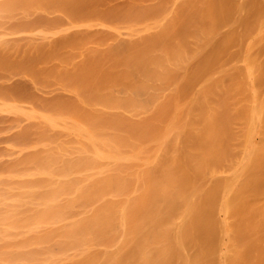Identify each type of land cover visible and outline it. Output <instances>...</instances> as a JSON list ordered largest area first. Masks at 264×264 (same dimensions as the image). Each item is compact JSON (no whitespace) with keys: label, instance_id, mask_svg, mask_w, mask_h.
Here are the masks:
<instances>
[{"label":"bare ground","instance_id":"obj_1","mask_svg":"<svg viewBox=\"0 0 264 264\" xmlns=\"http://www.w3.org/2000/svg\"><path fill=\"white\" fill-rule=\"evenodd\" d=\"M49 1L0 0V54L107 32L111 40L83 43L85 36L67 48L73 59L57 61L55 71L59 78L65 74L62 79L67 73L76 77L81 69L93 71L94 63H87L102 57L110 63H103L107 73L120 78L102 81L94 70L97 78L59 81L56 93L70 101L51 110H30L9 95L0 97V117L7 123L0 148V264H171L175 253L176 264H196L185 242L190 236L180 227L192 219L195 198L209 193L217 264H264V192L241 191L250 183L253 189L258 181L264 185V51L257 52L264 47V10L253 19L256 32L239 58L218 63L180 97L176 77L214 38L212 26L184 35L187 46L176 37L179 10L193 0H173L160 15L125 26L87 19L10 28L27 26L35 15H62ZM26 32L32 36L19 45L16 36ZM119 42L124 44L115 51ZM14 115L29 123L14 121ZM24 132L40 137L24 145L11 141ZM191 172L206 182L199 186L193 175L187 183Z\"/></svg>","mask_w":264,"mask_h":264},{"label":"rangeland","instance_id":"obj_2","mask_svg":"<svg viewBox=\"0 0 264 264\" xmlns=\"http://www.w3.org/2000/svg\"><path fill=\"white\" fill-rule=\"evenodd\" d=\"M172 1L173 0H62V1L52 0L47 3V6L51 7L52 9H58L62 11V15L60 16L56 15L55 17L53 14H50V17L48 18L45 16L35 15V18L33 17L31 21L27 24V26L15 23L14 25L11 24L12 26H10V28L12 27V29L19 30L22 28H25V29L32 28L33 29V27L34 29L48 28L51 26L57 27V26H63V24L65 25L69 20L82 21V20H87V19L96 20V21H104L110 24H115V25L119 24L120 26H123V25L125 26V24H128L129 22L138 23L139 21L141 22L148 18L150 19L154 15L155 16L160 15L161 13L165 12L164 8L166 9L169 4L172 5L171 4ZM261 1L262 0H245V1L244 0H202V1L193 0L191 3L186 4L188 7L185 5L179 10L180 12L179 22H181V20L182 22L180 23L181 27L179 25L178 30L175 29L177 31H179L180 29V31L175 32V34H177L176 37L179 38L180 43L183 42L184 45L187 46V43L185 44L184 40L182 39V38H186L184 35L189 36L195 32L199 33L200 35L201 34L200 32H202L203 30L205 31L210 30L211 29L210 26H212V30L210 31H212L213 33L212 36L214 37L211 40H208L206 44L204 43L205 48L203 46L204 49L202 53L201 54L199 53L200 55L198 54V56L195 57L194 60H192L189 67L186 68L184 76L182 77L180 74L178 75L179 76L178 78L176 77V80L178 79L179 82L181 80V84H179L180 85L179 87L180 97L188 96L193 90V88L204 77V75H206V73H209L212 68L213 69L218 68V65H219L218 63H221L224 61L223 62V65H224L225 60L230 62L231 60L233 61L239 58L240 50L243 48L246 42L256 32L254 20L256 19L257 16L262 14L263 12L262 10H264V4H263L264 2H261ZM205 5L207 7H205ZM202 8L204 12L208 15L203 13ZM196 14H198L197 15L198 19H196L197 18ZM211 17L212 19H208ZM197 20L199 21V23ZM194 21H195V24H194ZM213 23L214 25H212ZM7 25H10V24H7ZM215 25H217V27ZM227 25L228 26L232 25V27L230 26V28L232 29L231 30L229 29L230 31H232V35L229 32L230 33L229 35L231 37H229L228 35L227 31L229 30H227L228 29ZM205 27H210V29L205 28ZM28 33L29 32L24 33L25 35L27 34V36L25 35L23 36L22 33L16 36L17 38L16 40L19 45H21V43H23L22 45H24L26 43L24 41H27L26 39L27 38L29 39L30 35L32 36V34L29 35ZM94 33L91 32L88 34H79L75 36H70L65 39H58L54 41L52 45L49 46V48L48 46H44V45H41V47L38 46L37 50L32 47L31 48L24 47L25 49L22 48V50L20 48L19 51L22 52L23 56L21 55V52L19 51H17L19 54L17 52L15 53L12 52V54L7 53L5 55L1 53L0 54L1 55L0 56V74H1L0 80H1L2 85L0 84L1 85L0 86V94H1L0 97L2 96L5 97L9 95L8 97H10L11 99L18 102L21 105L23 104L24 107L25 106L27 108L30 107V110L31 108L32 109L36 108V110H39V111L40 110L44 111V110H49V109L51 110V108H53V105L58 106L60 102L66 101L65 98L67 97H65L64 95L60 93H56L58 92L57 91L58 88H60V84H62L63 82L67 84H71L74 82L73 78L75 79V81L79 80V82L84 79L87 80L88 78H90L89 75H92L94 73L93 72L94 70H95V74L97 73L98 78L100 77L102 81L104 80V78L102 79V77L110 78V77H114L115 75L116 77L114 78L119 79L120 76H118L117 74H114L112 76V74L110 75L109 73H107V70H105L107 65L105 64H109L108 66H110V63L108 61H107L108 63L107 62L105 63L106 60L102 57H99V59L96 58L97 60L96 61L94 60L95 62L91 61L90 63L89 62L87 63L88 65L92 64L91 66H93V63H94V66L92 67L93 71H91V69L87 70L86 68L84 69L85 71L81 69V73H77L76 77L75 75L67 73L69 74V76L67 77V74H66V78L62 79L63 77L62 75L65 76V74L61 73L62 75H60V78H59L58 75L60 73H56L57 71H55L56 68L54 67V64L61 59L62 60L73 59L74 56L73 57L70 56L71 57L70 59L68 53L66 52V49L69 48L70 46L74 47L78 45L80 40L81 41L83 40V37L84 38L85 36L87 37L86 39L82 41L83 43H85V41L86 42L88 41L89 42L90 41L100 42L102 40L108 41L113 38L112 35L107 32H99V33L96 32V34ZM202 35H204V33ZM19 36H21L20 39H19ZM25 37L27 38L25 39ZM77 39L79 40L78 42L76 41ZM185 40L187 41V39ZM72 42L73 43L75 42V44L73 45ZM183 43L181 44L182 46H183ZM123 44L124 43L119 42L115 51L120 50L119 46L120 45L123 46ZM122 46H121V50L124 49L125 45L124 47ZM26 50H28V52H26ZM263 51H264L263 46H259L257 48V52L259 54H262ZM25 52L27 55L25 54ZM97 61H98V64H97ZM87 64H86V67L88 66ZM198 65H199V68H198ZM43 66L48 67L50 69L47 70L43 68ZM89 71L91 72V74H89L90 73ZM85 72H87L86 73L88 75L87 77H85L86 76V74H84ZM28 73H30L31 76ZM44 74L46 77H44ZM81 76L84 79H82ZM94 76L92 75L91 78H93ZM31 77L33 78L30 79ZM4 78L5 79L8 78V80L6 81ZM19 78H22V80ZM52 78L54 79L52 80ZM71 78L73 82L71 81ZM94 78H97V75ZM4 81L6 82L5 86H4ZM32 81H34L35 83ZM59 81L60 82L62 81V83H60ZM56 84H58L59 86L57 85L56 87ZM5 87L8 88L9 90L6 89ZM261 87L264 88V81L262 80H261ZM53 94L55 95V97L53 96ZM57 97L59 100L56 99ZM67 101H70V100H68L67 98ZM25 110H29V109L25 108ZM18 119H21L23 123L22 125L29 123L25 121L26 119L24 118V116H20V117L18 116V118L16 119L14 115L13 120L18 121ZM6 127H7V123L5 122V120L3 118L0 119V144L1 143L3 144L6 140V134L3 132L5 131ZM54 135H58V134L52 133V136L51 135L50 136L56 139L55 137L57 136H54ZM50 136H48V138ZM39 137L40 136L36 135L34 132L33 133L30 132L28 134L24 132L22 134H19V135L16 134L15 136H13L11 141L16 145L19 143L24 145L23 141H25V144H28L31 141H37ZM58 137L60 136L58 135ZM45 139L48 140L47 138ZM2 144L0 145V148ZM2 153L3 152H1L0 150V156L2 155ZM263 169L261 168V171ZM251 172L248 171V174L251 175L254 173V172L253 173ZM193 175L195 176L196 183H198L199 186H201L203 183L206 182V179H203L202 176H200L199 174L192 173L190 174L189 178L188 177L186 178L187 183L191 181L190 178ZM258 182L261 184L260 186L263 185L262 184L263 181H258ZM250 184L249 186L251 187V189H253L252 188L253 185L252 184L250 185ZM256 184L259 185L256 182L254 184L255 188L253 189V191L250 188H248L249 186L246 187L243 185L245 189L243 191L241 188V191L243 192L242 194H245L246 193L245 190L247 189H248L247 193H249L250 195L251 194L254 195V192L256 194L257 192H260V193L262 191L264 192V190L263 189L261 190L260 186L258 187ZM256 187H258V189L260 188L259 190L261 191L256 189ZM209 194H206L204 198H199V197L195 198V200L193 201L195 204H194L193 209L191 210V217L193 216L192 219L190 218L186 220L185 222H183V226L180 227L181 234L184 232H187V234H189L190 236L189 243H188V240L185 242L189 245L188 246L189 249L190 247H192L193 252L198 257V262L196 264H217V257L215 255V247H216V242L218 241V232L215 231L214 211L212 208L213 198L210 197V196H213V194L212 195L211 194L209 195ZM235 235L237 236L236 239H238V233ZM172 236L174 237V235ZM167 239L170 241L169 237H167ZM246 251L247 250L243 251L244 256L248 255ZM170 252H171V249H170ZM175 255L176 253L172 254V259L170 260L169 263L176 264L174 260Z\"/></svg>","mask_w":264,"mask_h":264}]
</instances>
